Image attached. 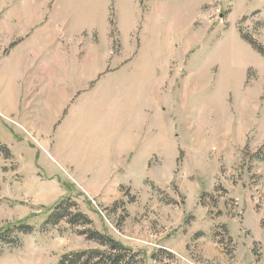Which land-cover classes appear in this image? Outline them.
<instances>
[{"label":"rangeland","instance_id":"obj_1","mask_svg":"<svg viewBox=\"0 0 264 264\" xmlns=\"http://www.w3.org/2000/svg\"><path fill=\"white\" fill-rule=\"evenodd\" d=\"M0 264H264V0H0Z\"/></svg>","mask_w":264,"mask_h":264},{"label":"bare ground","instance_id":"obj_2","mask_svg":"<svg viewBox=\"0 0 264 264\" xmlns=\"http://www.w3.org/2000/svg\"><path fill=\"white\" fill-rule=\"evenodd\" d=\"M137 78L139 79V76H137ZM111 95V94H110ZM206 108V107H205ZM117 116H119V114H118V112H115V114H113L111 117H117ZM102 133H104L105 134V131H102ZM103 134V135H104Z\"/></svg>","mask_w":264,"mask_h":264}]
</instances>
